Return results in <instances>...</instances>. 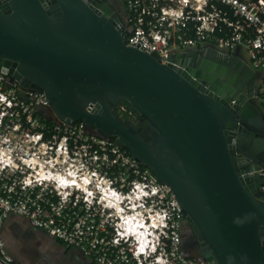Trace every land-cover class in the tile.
I'll list each match as a JSON object with an SVG mask.
<instances>
[{"label":"water","instance_id":"1","mask_svg":"<svg viewBox=\"0 0 264 264\" xmlns=\"http://www.w3.org/2000/svg\"><path fill=\"white\" fill-rule=\"evenodd\" d=\"M129 35L93 0H0V74L44 93L58 122L117 140L168 185L207 264H264V175L241 166L263 121L238 106L241 50L202 46L165 64Z\"/></svg>","mask_w":264,"mask_h":264},{"label":"built area","instance_id":"2","mask_svg":"<svg viewBox=\"0 0 264 264\" xmlns=\"http://www.w3.org/2000/svg\"><path fill=\"white\" fill-rule=\"evenodd\" d=\"M123 1L128 45L165 64L208 44L226 55L240 49L260 76L264 110V0ZM44 108V93L0 74V264H13L2 237L11 215L98 264H200L182 253L185 215L172 189L82 122L48 128L37 115Z\"/></svg>","mask_w":264,"mask_h":264},{"label":"crops","instance_id":"3","mask_svg":"<svg viewBox=\"0 0 264 264\" xmlns=\"http://www.w3.org/2000/svg\"><path fill=\"white\" fill-rule=\"evenodd\" d=\"M2 237L13 257V264H98L79 248L33 227L23 216H9L4 223Z\"/></svg>","mask_w":264,"mask_h":264},{"label":"flooded vegetation","instance_id":"4","mask_svg":"<svg viewBox=\"0 0 264 264\" xmlns=\"http://www.w3.org/2000/svg\"><path fill=\"white\" fill-rule=\"evenodd\" d=\"M93 1H96L97 4L101 5L104 8V12L108 13L110 17H112L114 13H116L121 20L122 26L125 27L126 20H123L121 18L117 10L113 11L114 9L112 6L114 4L112 3L111 0H109L111 4H108L106 0H93ZM243 60L245 61L249 70L245 75H240L238 73L236 86L233 87L236 95L238 96V100H237L239 103L238 106L239 105L244 106L246 105L247 102L250 105L254 106L258 110V113L262 118L263 124L261 126L255 127L256 130L252 132L253 135H251L252 140L249 141L248 144L249 149L242 151L241 166L244 167L246 170H249V172L254 173L255 178L262 179L264 172L262 170H258V168H260L262 165L260 159L256 157V155L249 154V150L251 149L256 150L257 147L255 145L258 144L261 149V155H262L261 158H264V110L260 102V76L250 67L246 58L243 57ZM231 100L234 101L235 99L231 98ZM247 110H250V108L247 107ZM241 121L242 119L240 118V122ZM238 156L240 155L238 154ZM262 162L264 163V161ZM261 194L262 196H264V191H261ZM179 235H180V247L182 253L188 258L197 260L200 264H207L205 259L199 256V251L201 250L200 241L198 239V236L194 232L193 228L186 220V218H184L181 222Z\"/></svg>","mask_w":264,"mask_h":264},{"label":"trees","instance_id":"5","mask_svg":"<svg viewBox=\"0 0 264 264\" xmlns=\"http://www.w3.org/2000/svg\"><path fill=\"white\" fill-rule=\"evenodd\" d=\"M37 115L41 118L42 122H44V124H46V126L50 129H55L57 126L62 125V123L58 122V120L51 114L50 108L39 110L37 112Z\"/></svg>","mask_w":264,"mask_h":264},{"label":"rangeland","instance_id":"6","mask_svg":"<svg viewBox=\"0 0 264 264\" xmlns=\"http://www.w3.org/2000/svg\"><path fill=\"white\" fill-rule=\"evenodd\" d=\"M123 20L128 19V11L123 0H111ZM159 256V254H157Z\"/></svg>","mask_w":264,"mask_h":264},{"label":"bare ground","instance_id":"7","mask_svg":"<svg viewBox=\"0 0 264 264\" xmlns=\"http://www.w3.org/2000/svg\"><path fill=\"white\" fill-rule=\"evenodd\" d=\"M132 228H133V226H132ZM139 228H140V226H137L133 230V232L135 234H137L138 236H140L139 239L143 241L144 247H145V249H147V248H149L150 241L148 240V236H146L147 235L146 232L145 231L139 232L140 231Z\"/></svg>","mask_w":264,"mask_h":264}]
</instances>
